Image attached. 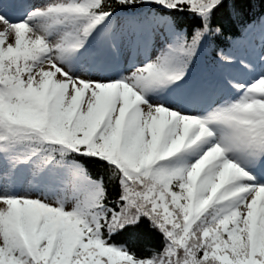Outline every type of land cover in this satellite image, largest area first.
<instances>
[{
    "label": "snow or ice",
    "instance_id": "snow-or-ice-1",
    "mask_svg": "<svg viewBox=\"0 0 264 264\" xmlns=\"http://www.w3.org/2000/svg\"><path fill=\"white\" fill-rule=\"evenodd\" d=\"M246 3L0 0V264H264Z\"/></svg>",
    "mask_w": 264,
    "mask_h": 264
},
{
    "label": "trees",
    "instance_id": "trees-1",
    "mask_svg": "<svg viewBox=\"0 0 264 264\" xmlns=\"http://www.w3.org/2000/svg\"><path fill=\"white\" fill-rule=\"evenodd\" d=\"M264 12V0H248V3L243 6L242 19L247 21L255 15ZM217 22L220 23L224 28V34L220 37L219 41H224L227 35L235 34L239 31L240 24L230 17L229 10L224 9L217 16ZM205 53H201V60L204 58ZM141 243H154L155 241L147 233L146 230L142 229L139 232Z\"/></svg>",
    "mask_w": 264,
    "mask_h": 264
}]
</instances>
